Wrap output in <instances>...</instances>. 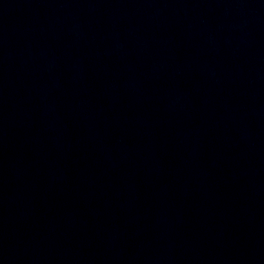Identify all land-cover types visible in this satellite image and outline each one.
I'll return each instance as SVG.
<instances>
[{
	"label": "water",
	"instance_id": "obj_1",
	"mask_svg": "<svg viewBox=\"0 0 264 264\" xmlns=\"http://www.w3.org/2000/svg\"><path fill=\"white\" fill-rule=\"evenodd\" d=\"M0 264H264V0H0Z\"/></svg>",
	"mask_w": 264,
	"mask_h": 264
}]
</instances>
